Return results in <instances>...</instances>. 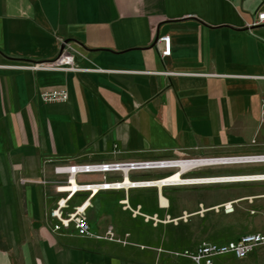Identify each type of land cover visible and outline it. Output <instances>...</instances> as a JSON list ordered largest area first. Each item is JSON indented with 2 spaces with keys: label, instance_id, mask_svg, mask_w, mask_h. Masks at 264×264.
<instances>
[{
  "label": "crops",
  "instance_id": "crops-1",
  "mask_svg": "<svg viewBox=\"0 0 264 264\" xmlns=\"http://www.w3.org/2000/svg\"><path fill=\"white\" fill-rule=\"evenodd\" d=\"M261 11L264 0H0V264H188L156 252L179 249L167 230L178 227L144 216L178 219L185 197L199 202L194 191L161 184L100 192L87 210L91 234L79 236L50 230L45 213L57 195L40 182L68 163L264 154V25L248 27ZM164 35L171 54L161 58ZM60 54L72 56L74 70L44 67ZM55 90H66L67 101L37 97ZM214 171L259 175L264 163L204 169ZM166 173L129 176L157 182ZM229 184L241 188L228 202L263 203L264 181ZM86 197H73L70 208ZM125 199L141 215L124 209ZM109 225L129 233L130 244L97 238Z\"/></svg>",
  "mask_w": 264,
  "mask_h": 264
},
{
  "label": "built area",
  "instance_id": "built-area-1",
  "mask_svg": "<svg viewBox=\"0 0 264 264\" xmlns=\"http://www.w3.org/2000/svg\"><path fill=\"white\" fill-rule=\"evenodd\" d=\"M264 25V11L256 14L255 20L248 25V27H255ZM159 42L162 45V51L160 53L161 58L169 57L171 54V39L169 36L164 35L159 38ZM37 67V66H36ZM47 69H57L62 71H72L75 69L74 61L71 55L60 54L49 65L44 66ZM43 67V68H44ZM38 99L43 103H60L66 102L68 99V93L66 90H55L48 92H41L38 94ZM261 121L264 123V100L261 103ZM209 162L208 167L222 164L225 165H238L246 163H264V154L249 155V156H229V157H210V158H185L174 160H145L129 163H72L66 165H57L54 167V174L58 179L52 181L53 192L57 195V199L53 208L45 213V221L52 232L67 231L71 228L79 236H88L91 234L90 227L87 220V210L91 206V200L95 195L100 192L106 191H119L124 187L123 173L133 171H146V170H160V169H174L180 168V164L193 165L191 169L186 172L200 168L199 163ZM185 172V173H186ZM111 173H121L123 176L119 180L110 181L107 179V175ZM84 175H100L101 181L83 183L78 180L79 176ZM184 175V174H183ZM182 175V176H183ZM249 181L241 182H260L264 181V174L259 175H243L242 177ZM238 177V176H236ZM253 178H257L254 179ZM242 179V178H241ZM245 179V178H243ZM73 182L76 183V188H73ZM47 182L43 181V184ZM240 183V182H236ZM196 185V184H194ZM130 189H136L141 187L151 186L149 181H131L130 185H125ZM192 186V185H181ZM125 192L126 190L123 189ZM87 194V197L78 206L70 208L69 202L73 197L78 194ZM124 209L131 212L132 216L141 215L139 207L132 210L127 204V200L121 201ZM223 209L226 214L231 213L233 210V203L223 204ZM186 214H182L178 219H170L166 216L164 220H158L156 215L154 217H145L144 221H152L153 226L159 224L174 223L178 221H186L188 217ZM107 241L117 243L120 245L130 244L129 233H125L122 236L117 235L112 225H109L102 237ZM264 245V235L260 233L246 234L241 236L237 241L228 242L225 244L219 243H203L197 246L193 250L183 251H166L158 249L159 253H163L172 259H186L189 264H213L214 259L219 256L233 255L236 259H245L256 248ZM143 248V247H141Z\"/></svg>",
  "mask_w": 264,
  "mask_h": 264
},
{
  "label": "rangeland",
  "instance_id": "rangeland-1",
  "mask_svg": "<svg viewBox=\"0 0 264 264\" xmlns=\"http://www.w3.org/2000/svg\"><path fill=\"white\" fill-rule=\"evenodd\" d=\"M39 94V93H38ZM189 159V158H187ZM118 163V162H117ZM72 164V163H68ZM66 165V164H61ZM57 166V165H56ZM217 167V166H213ZM213 167H200L189 172H186L183 177H204V178H213L219 175H208V174H219V172H204V169L213 168ZM54 170V168H53ZM163 170V169H160ZM167 171L165 177L169 174H172L174 169H164ZM148 171V170H146ZM150 171V170H149ZM54 173V171H53ZM55 175V174H54ZM58 179V178H57ZM56 180V179H55ZM53 180V181H55ZM46 184L52 185V181H47ZM43 181L40 183L42 185ZM171 187V186H169ZM174 187V186H173ZM185 188L188 191H194L191 195L199 200L198 203H190L189 197H185L186 202L184 203V207L188 213L186 221H178L177 224L172 222L167 223L168 225L178 227L172 228L168 227V236L170 238H174L175 241L179 243L178 250H167L165 248H172L171 245L165 244L164 249L166 251H183V250H193L197 246L203 243H219L225 244L232 241H237L241 236L246 234H253L258 232H253L256 230L262 231L260 234L264 235V201L263 203L256 201L255 203H233V210L231 213L226 214L223 209V204L229 203L231 201H227V194L231 192V189L241 188V186L235 184H210V185H192V186H180L174 188ZM53 189V187H52ZM186 196H189L188 192H185ZM192 198V197H191ZM202 207L205 208V211L211 209L213 207H219V209H211L204 213H200L203 211ZM183 212L181 213V215ZM138 216V215H137ZM181 217V216H180ZM174 220V219H173ZM150 222V221H145ZM152 224V221H151ZM153 225V224H152ZM130 239V238H129ZM130 242V240H129ZM161 249V248H158ZM158 254L165 255L163 253ZM264 245L256 248L252 253H250L245 259L238 260L233 255H224L219 256L214 259L213 264H264ZM258 253V258L252 261V254ZM228 257L225 260L222 258ZM233 258V259H232ZM222 259V260H221ZM176 260V259H174ZM178 260H186V259H178ZM187 261V260H186ZM189 264V262L187 261Z\"/></svg>",
  "mask_w": 264,
  "mask_h": 264
},
{
  "label": "bare ground",
  "instance_id": "bare-ground-1",
  "mask_svg": "<svg viewBox=\"0 0 264 264\" xmlns=\"http://www.w3.org/2000/svg\"><path fill=\"white\" fill-rule=\"evenodd\" d=\"M213 163H216V162H213ZM212 163V166H221L222 164H219V165H215ZM208 164H211L209 162H203V163H199L198 166H195L196 168L197 167H208L209 165ZM180 168L175 170L172 174H169L168 176H166L165 178L161 179V180H158L157 182L156 181H149V183H151V186H148V187H157L159 188V185H163V186H171V187H180L181 185H209V184H220V183H236V182H241V181H249L247 180L246 178H249V177H242V176H238V177H218V178H204V177H194V178H190V177H183L182 175L185 174V172L188 170V169H191V167L193 165H190V164H180L179 165ZM135 172V171H133ZM131 172H125L123 173L125 176H123V174H121L124 178V187L123 189L126 190V192L122 189V190H119V191H124L125 193H127L129 190H128V187L125 186V185H130L131 180L130 179V174ZM168 177V178H167ZM242 178V179H241ZM245 178V179H243ZM249 179H252V178H249ZM254 179H257V178H253ZM73 188H76V183L73 182V185H72ZM147 186L146 187H141V188H148ZM128 204V203H127ZM160 204H161V197H160ZM162 206V205H161ZM167 206V205H166ZM163 207V206H162ZM166 208V207H164ZM203 211H201L200 213H204L206 212L205 211V208L202 207ZM212 209H219V207H214ZM186 215H188L187 213H185ZM187 217V216H186ZM150 218V217H149ZM158 219V217H156ZM160 220V219H158ZM159 224V223H158Z\"/></svg>",
  "mask_w": 264,
  "mask_h": 264
}]
</instances>
